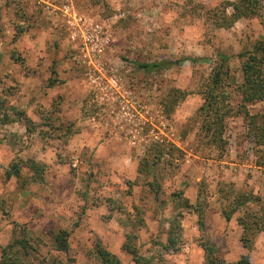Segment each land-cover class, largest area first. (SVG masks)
I'll list each match as a JSON object with an SVG mask.
<instances>
[{
  "label": "rangeland",
  "instance_id": "374dc122",
  "mask_svg": "<svg viewBox=\"0 0 264 264\" xmlns=\"http://www.w3.org/2000/svg\"><path fill=\"white\" fill-rule=\"evenodd\" d=\"M232 1L0 0V253L16 237L32 264H99L97 246L124 264H202L207 244L225 261L246 252L237 218L264 223V100L241 101L237 54L264 42V12L224 26ZM80 16L106 28L98 56ZM219 53L232 112L216 143L201 107ZM186 56L203 59L138 66ZM251 238L249 264H264V229Z\"/></svg>",
  "mask_w": 264,
  "mask_h": 264
},
{
  "label": "trees",
  "instance_id": "16d2710c",
  "mask_svg": "<svg viewBox=\"0 0 264 264\" xmlns=\"http://www.w3.org/2000/svg\"><path fill=\"white\" fill-rule=\"evenodd\" d=\"M228 5L231 7L232 11L228 16V22L224 26H231L234 21L240 17H256L264 12V0H234L229 2ZM238 57L242 58L241 62V73L242 79L239 84H237V89L241 95V101L243 102H254L264 100V42L257 40L253 42L250 46V49L240 52L237 54ZM231 56L219 53L218 54V65L216 64L215 70L210 76V84L207 86L206 91L204 92L205 103L201 107V111L204 114V128L207 131H211V137L213 142H218L222 140V133L224 127V119L229 116L232 112V107H227L222 110L220 104H230L229 96L226 90L223 88V77L227 75L228 64H226ZM203 57H192L186 56L177 60L171 59H162L160 61H153L148 63L138 64L140 68L151 70V69H167L173 64H180L182 61H190L196 63L201 61ZM224 66V67H223ZM223 67L224 71L221 70ZM218 89V90H217ZM213 118L207 119V116ZM215 125V126H214ZM257 140L256 142L263 146V149L259 150L264 154V128H257ZM260 163V162H259ZM256 161V164H259ZM43 167L39 162L35 160H29L27 162V168L31 171V177L33 180L41 179L43 173ZM10 168L11 172H7V176L15 175L20 177V167L17 163H12ZM234 210L231 213H225L224 219L228 221ZM260 218L256 215H252L251 218L246 221L241 218H237L238 224L242 228L241 236L239 240L242 244V247L246 252L242 253L234 261H225L224 259L217 258L214 254L212 246L209 244L203 247L204 250V262L202 264H249L250 255L249 252L252 248V238L255 234L264 229V223L259 221ZM175 221V220H174ZM200 225L203 224V221L200 218L198 219ZM255 226L256 229L254 233L251 232L252 227ZM256 231V232H255ZM252 235L248 237V235ZM67 232L65 230H60L54 236L55 249L65 252L68 248L67 241ZM167 241L169 245L174 243L171 232L168 234ZM130 252L134 255L135 260L137 261L136 251L129 245H124ZM27 251L28 243L22 238H14L10 243L2 247L0 253V264H32L27 260ZM96 258L99 261V264H124L120 259L113 253L109 252L101 246H97L95 249Z\"/></svg>",
  "mask_w": 264,
  "mask_h": 264
},
{
  "label": "built area",
  "instance_id": "2783aa9c",
  "mask_svg": "<svg viewBox=\"0 0 264 264\" xmlns=\"http://www.w3.org/2000/svg\"><path fill=\"white\" fill-rule=\"evenodd\" d=\"M82 43L88 56L100 55L109 43L106 28L98 21L84 17H74Z\"/></svg>",
  "mask_w": 264,
  "mask_h": 264
},
{
  "label": "crops",
  "instance_id": "0c3cea01",
  "mask_svg": "<svg viewBox=\"0 0 264 264\" xmlns=\"http://www.w3.org/2000/svg\"><path fill=\"white\" fill-rule=\"evenodd\" d=\"M231 220H232V217L228 220V223H231L232 222Z\"/></svg>",
  "mask_w": 264,
  "mask_h": 264
}]
</instances>
